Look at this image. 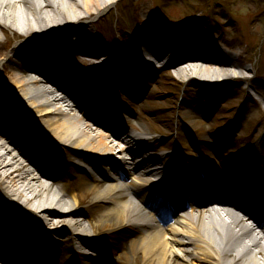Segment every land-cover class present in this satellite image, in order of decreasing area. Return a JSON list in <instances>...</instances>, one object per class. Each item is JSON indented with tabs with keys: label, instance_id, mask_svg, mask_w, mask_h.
I'll return each mask as SVG.
<instances>
[{
	"label": "bare ground",
	"instance_id": "1",
	"mask_svg": "<svg viewBox=\"0 0 264 264\" xmlns=\"http://www.w3.org/2000/svg\"><path fill=\"white\" fill-rule=\"evenodd\" d=\"M113 3L109 0H82L81 3L78 0H3L0 4V68L13 86L10 89L0 83V138L8 137L16 142L22 140L21 144L25 141L30 148H41L46 157L42 176L53 181L51 186H40L43 192L38 190L34 180L38 175L18 157L14 150L17 144L11 153L7 151L8 146L3 139H0L1 158L7 159L6 164L9 163L8 159L21 161L22 171L24 169V174L16 176L0 170V262L264 264L252 255L250 249L241 246L238 237L223 235L217 238L209 235L203 228L204 205L198 207L199 214H193L194 209L191 210V218L196 217L192 221L188 222L186 218L181 220V223L187 224V229L169 225L166 212L156 202V187L186 183L191 179L190 169L197 165L185 157L180 146L175 151L180 157L176 163L169 159L170 154H156L153 146L155 139L144 133L138 139L129 136L122 151L120 148L124 147L118 141L121 138L113 140L104 133L119 132L120 125H109L93 115L84 121L69 104L53 98L49 89V95L40 103L50 101L54 109L46 111L38 108V104L29 99L28 87L31 85L25 80L27 74L42 72L49 82H57L59 76L61 80L69 79L70 68L64 65L60 57L50 54L51 48L83 53H96L105 49L93 41L94 34L88 25ZM158 23L156 20H147L136 32V42L130 55L135 62L141 60L143 47L151 53L169 48L164 47V39L170 30ZM5 29L20 34L24 41L10 47L6 35L2 33ZM180 36L184 38V43L177 47L189 56L182 55L183 58L177 57L173 62L171 75L174 78L183 79L192 74L214 80L232 78L230 71L234 67L227 63L233 60L223 55L211 57L203 54L195 34L189 43L184 32ZM32 37L42 41L41 44L31 46ZM126 57L128 55L121 51L114 56V60L122 61ZM81 58L96 63L103 57L86 54ZM187 64L183 73L174 72ZM244 71L249 73L250 67H245ZM42 81L36 77V81L30 84L37 85ZM72 82L78 84L74 78ZM80 86L79 82L76 88ZM61 100L63 103H60ZM59 108L69 112L71 118L59 119L52 115ZM90 122L99 125L102 131ZM80 123L84 126L82 133L85 138L82 140L75 136V126ZM103 150L109 154L106 155ZM122 153H126V156H122ZM252 153L257 154L258 149H253ZM112 157L119 161L120 166L114 163L116 159ZM215 157L205 152L202 163L230 168L229 163L216 160ZM145 167L150 168L149 173L140 174ZM211 168L215 174L216 168ZM29 171L32 175L28 178L25 173ZM243 173L244 168L239 167L230 173L231 179L238 180ZM78 179L83 190L72 184ZM54 184L67 194V201L46 196L45 191L51 190ZM227 192L229 195L214 197L215 200L241 208L239 200L255 198L261 201L264 198V188L256 189L249 182L241 192L232 189ZM85 194L91 195V206L80 209ZM130 194L136 196L135 204L130 201ZM8 197L21 202L26 207V213L20 211V205ZM246 212L264 228V210L260 214L248 209ZM133 224H140V227H134ZM58 229L63 234L60 235Z\"/></svg>",
	"mask_w": 264,
	"mask_h": 264
},
{
	"label": "rangeland",
	"instance_id": "2",
	"mask_svg": "<svg viewBox=\"0 0 264 264\" xmlns=\"http://www.w3.org/2000/svg\"><path fill=\"white\" fill-rule=\"evenodd\" d=\"M109 1L114 2L113 5L88 25L94 34L93 41L102 45L103 51L62 52L51 48L50 54L60 57L71 69L70 75L82 83L81 89L90 86L110 88L114 100L106 105V109L117 115L122 127L134 139L142 133L154 138L156 154L172 155L180 146L184 155L199 164L207 152L216 155V160L229 163L230 167H244L243 160L249 157L247 174L253 177L257 160L264 167V0ZM147 20H156L170 30L164 39V47L171 45L175 38L182 45L184 38L180 35L183 32L188 38L187 43L195 34L203 54L223 55L233 60L227 64L234 67L233 75L236 72L235 76L241 78L231 79L221 89L195 81L186 86L167 82L163 73L149 70L130 56L136 42L135 34ZM214 32L221 36L224 44L217 40ZM2 33L10 47L24 41L11 29ZM41 42L30 38L31 46ZM121 51L128 57L115 61L114 56ZM86 54L102 56L108 63L100 69L94 67L81 58ZM77 64L81 66L80 71L72 68ZM247 66L249 73L244 71ZM9 81L0 68V83L13 89ZM254 148L258 149L256 156L250 154ZM114 163L120 166L117 159ZM207 167L200 165L199 169ZM223 169L229 171V168ZM255 180L256 187H263L264 172ZM73 184L82 188L80 179ZM14 200L20 204V211L26 210L21 202ZM82 201L84 204L79 205L80 209L90 207L87 194L82 196ZM58 230L60 235L63 234L61 229Z\"/></svg>",
	"mask_w": 264,
	"mask_h": 264
}]
</instances>
